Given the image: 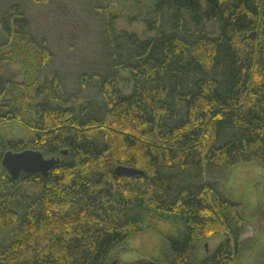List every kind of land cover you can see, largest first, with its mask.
Returning <instances> with one entry per match:
<instances>
[{
    "label": "trees",
    "instance_id": "obj_1",
    "mask_svg": "<svg viewBox=\"0 0 264 264\" xmlns=\"http://www.w3.org/2000/svg\"><path fill=\"white\" fill-rule=\"evenodd\" d=\"M149 5L140 17H104L100 61L80 75L96 96L82 101L56 76L38 81L50 54L23 5L1 16L3 58L30 71L21 82L0 76V121L32 137L0 141V159L30 148L60 161L46 177L15 181L0 164V264H110L144 229L168 240L166 264L236 263L243 219L217 183L239 164L264 169V0ZM125 17L143 23L144 37L116 30ZM117 165L143 175H116ZM170 219L181 229L163 231ZM212 236L224 241L199 261L197 243Z\"/></svg>",
    "mask_w": 264,
    "mask_h": 264
},
{
    "label": "rangeland",
    "instance_id": "obj_2",
    "mask_svg": "<svg viewBox=\"0 0 264 264\" xmlns=\"http://www.w3.org/2000/svg\"><path fill=\"white\" fill-rule=\"evenodd\" d=\"M152 1L0 0V18L12 3L23 5L30 33L50 54L44 67L38 71V81L56 76L64 92L76 93L78 101H82L96 96L94 81L89 78L83 85L80 75L91 73L95 63L100 61L104 17L108 12L140 17L145 15V9H148ZM114 26L117 31L125 30L144 37L142 22L129 21L125 17L115 20ZM207 29L215 33L216 25L209 24ZM10 50V46L5 45V36L0 30V76L17 82L27 80L30 64L20 58L5 60L3 54ZM125 76L127 74L123 72L119 85L122 91L127 92L130 85ZM31 137L30 130L12 121H0V141H26ZM217 185L225 198L238 205L243 219L240 252L235 264H264V169L255 163L239 164L227 171ZM160 223L163 231L181 229V224L176 220ZM222 241L223 236H212L197 243L196 258L202 260ZM205 244L208 251L205 250ZM167 251V239L152 229H144L118 247L113 253V259L118 264H132L142 260L166 264Z\"/></svg>",
    "mask_w": 264,
    "mask_h": 264
},
{
    "label": "water",
    "instance_id": "obj_3",
    "mask_svg": "<svg viewBox=\"0 0 264 264\" xmlns=\"http://www.w3.org/2000/svg\"><path fill=\"white\" fill-rule=\"evenodd\" d=\"M66 154V150L61 151V155ZM59 161V157H45L39 150L26 148L17 152L11 150L4 151L0 159V164L9 175L10 179L15 181L22 173L39 174L42 177H46ZM114 172L116 175H143L141 170L125 165H117L114 168ZM205 250L208 251L207 244H205ZM110 264H118V262L113 260ZM132 264L156 263L152 260H142Z\"/></svg>",
    "mask_w": 264,
    "mask_h": 264
}]
</instances>
